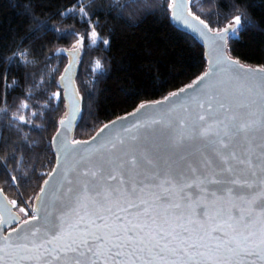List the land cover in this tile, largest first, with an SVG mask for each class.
Listing matches in <instances>:
<instances>
[{
  "label": "snow or ice",
  "instance_id": "1",
  "mask_svg": "<svg viewBox=\"0 0 264 264\" xmlns=\"http://www.w3.org/2000/svg\"><path fill=\"white\" fill-rule=\"evenodd\" d=\"M169 6L177 16L183 0ZM236 25L240 16L215 30L214 50ZM222 62L234 74L214 64L189 85L202 86L195 107L167 118L158 141L133 135L81 154L51 189L54 202L0 234V264H264V78ZM9 204L0 201V227L18 219Z\"/></svg>",
  "mask_w": 264,
  "mask_h": 264
},
{
  "label": "trees",
  "instance_id": "2",
  "mask_svg": "<svg viewBox=\"0 0 264 264\" xmlns=\"http://www.w3.org/2000/svg\"><path fill=\"white\" fill-rule=\"evenodd\" d=\"M170 2L0 0V194L17 201L9 206L18 218L6 231L32 216L54 166L51 141L64 112L58 79L67 52L78 51L72 141L89 139L106 123L162 100L204 72L203 46L174 25ZM186 12L214 31L240 16L236 33L226 37V54L264 69V0H186Z\"/></svg>",
  "mask_w": 264,
  "mask_h": 264
},
{
  "label": "water",
  "instance_id": "3",
  "mask_svg": "<svg viewBox=\"0 0 264 264\" xmlns=\"http://www.w3.org/2000/svg\"><path fill=\"white\" fill-rule=\"evenodd\" d=\"M180 2L181 0H177L178 4ZM183 5V8L180 10L177 16L173 15L174 9L171 8L172 21L175 26L191 33L202 44L204 54L206 56V67L204 72L195 80H193L189 85H193L194 82L198 81V79L206 72L214 71V64L217 68L220 69V72L217 73L218 75H221L225 70H227L229 75H233L234 73L232 67H229L222 62L223 57H226L228 61L238 63V71L241 77L252 80V82L254 83H259L260 78H264V69L245 66L243 64H240L237 60L229 58L225 50V41L223 42L222 52L219 50H214L213 42L209 39V37L214 36L215 31L209 33L207 29L203 27V25L187 15L186 0H183ZM205 33L207 34L205 35ZM66 54L68 56V62L62 70L58 82L62 91L63 100L71 96L75 103L76 110L74 112V117L70 125L72 131L73 125L76 122L79 112L78 98L76 96L72 82L76 69V59L78 56V51L75 50L67 52ZM189 85L182 88L184 89V91H181V89L177 90L172 94L167 95L160 101L141 104L144 105L143 108H141L140 105L133 112L106 123L105 125H108L107 128H105V125H103L89 139L81 141V143L79 144H73L65 140L64 135H62L64 128L60 120V122L58 123L57 131L55 132L51 141L55 159L52 170L45 178V180L49 181V184L46 186L44 182L42 183L33 203L32 215L41 214L44 201H47L49 203L55 201L59 193L54 192L51 189L53 187L58 188L63 183L62 173L65 172L74 163V161L79 158L81 154L86 155L88 151L97 149L102 144L109 146L108 141L110 140L114 142L120 138L129 139L133 135H136L139 139L140 135L142 134L144 137H146L145 142L158 141L160 135L158 129L164 125V122L167 120V118L182 115L183 109L185 107H195V99L201 94L202 86H194L192 88H189ZM174 93H178V95H173ZM138 109L139 111H137ZM153 120H160L161 124L159 126L153 124ZM101 129H104V131L101 132ZM93 137H96V139L93 140ZM134 142L135 141H133V143ZM64 144H67L69 148L76 149L78 151L66 154L63 150ZM54 169L56 170L55 172L53 171ZM68 175L70 176L71 173H68ZM41 188H45L46 195L42 198V200H38L37 197L41 195ZM0 201H5L1 194ZM13 216L15 215L13 214ZM16 221L17 220L10 221L7 225L0 227V234L8 235V233H10L12 229L9 231H4V229L8 225L13 224ZM22 224L23 222L19 223L14 228H19ZM31 226L32 225L30 224L29 227ZM14 235L15 233H13V236ZM25 264H30V262H25Z\"/></svg>",
  "mask_w": 264,
  "mask_h": 264
},
{
  "label": "rangeland",
  "instance_id": "4",
  "mask_svg": "<svg viewBox=\"0 0 264 264\" xmlns=\"http://www.w3.org/2000/svg\"><path fill=\"white\" fill-rule=\"evenodd\" d=\"M75 110H76L75 103L74 100L71 98V96L64 99V112L62 114L61 121H64L65 123L62 125L64 128L62 135H64L65 140L70 143H72V135H71V127H70L71 124L69 125L68 121L69 120L72 121ZM17 213L20 214V212Z\"/></svg>",
  "mask_w": 264,
  "mask_h": 264
},
{
  "label": "flooded vegetation",
  "instance_id": "5",
  "mask_svg": "<svg viewBox=\"0 0 264 264\" xmlns=\"http://www.w3.org/2000/svg\"><path fill=\"white\" fill-rule=\"evenodd\" d=\"M7 227L4 229V231H6Z\"/></svg>",
  "mask_w": 264,
  "mask_h": 264
}]
</instances>
